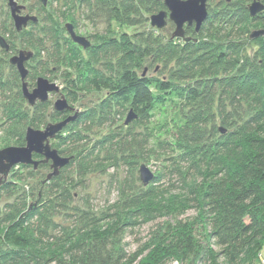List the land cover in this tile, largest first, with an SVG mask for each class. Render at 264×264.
I'll list each match as a JSON object with an SVG mask.
<instances>
[{
    "label": "trees",
    "instance_id": "trees-1",
    "mask_svg": "<svg viewBox=\"0 0 264 264\" xmlns=\"http://www.w3.org/2000/svg\"><path fill=\"white\" fill-rule=\"evenodd\" d=\"M53 1H61L67 10L91 6L96 17H102L103 9L108 7L114 8L113 16L123 7L125 19H130L133 12L142 14L144 8L147 12L165 9L162 0ZM258 1L264 5V0ZM134 2L139 5L133 7ZM53 8L57 12L58 7ZM217 8L208 10L198 31L204 40L167 46L168 43L145 36L148 45L140 51L139 57H144L153 50L167 49V55L174 59L187 53L188 68L180 70L178 75L188 82L185 87H179L178 96L192 102L205 101L208 109L192 111L197 117L189 118L184 113L182 123H175L183 139L169 143L172 169L164 168L170 175H176L179 189L160 197L161 190L153 185L162 179L160 173L137 195L125 199L123 204L113 205L112 212L94 218L82 212L80 220L70 228L63 223L45 224L44 233L50 236H38L42 241L50 239L51 243L40 254L31 249L36 250V245L41 244L33 234L39 227L38 215L43 213L30 206L2 230L0 242L10 248L0 251V264H173L174 261L255 264L259 261L264 246V36L259 37L262 43L250 58L242 53L243 47L236 40L246 36L251 22L264 23V10L251 17L247 6L226 0H221ZM185 31L196 35L191 27H185ZM32 36L38 42L36 46L45 45L47 38ZM9 49L13 50L11 46ZM3 71L0 67V83H5ZM118 75L117 79L94 78L85 82L89 88L105 89L111 97L122 99L140 124H149L153 111L170 100L173 84L139 74L133 68ZM218 111L226 126L233 122L229 130L218 131L215 124ZM60 132L56 139L65 141L72 137ZM188 210H193V214L181 218ZM155 221L146 240L134 251H127L125 235L143 223Z\"/></svg>",
    "mask_w": 264,
    "mask_h": 264
},
{
    "label": "rangeland",
    "instance_id": "rangeland-1",
    "mask_svg": "<svg viewBox=\"0 0 264 264\" xmlns=\"http://www.w3.org/2000/svg\"><path fill=\"white\" fill-rule=\"evenodd\" d=\"M16 1L24 6L22 15L35 16L37 21L34 24L29 21L22 28V34L14 27L7 0H0V34L13 49L6 51L8 53L2 59L5 49L0 47V64H4L0 67L5 72V83H0V150L25 144L28 127L44 129L48 123L61 121L63 115L67 117L76 114L75 119L60 132L71 134L72 137L69 136L65 141L56 138L49 141L51 147L58 150L61 156L70 159L50 181L45 179L47 173L52 171L50 161L46 169H33L32 165L18 164L9 171L6 178L0 174V235L9 222L23 215L30 206L36 207V210L41 209L43 215H38L39 227L35 235L33 234L36 239L39 238L41 244L36 245V250L31 249L40 254L51 243L48 242L50 239H41L50 236L44 233L45 224L63 223L70 228L80 220L82 212L89 217H100L112 212L113 205L123 204L125 199L137 195L141 188H147L149 185L144 186L139 178L141 164L146 165L154 176L163 173L162 179L153 184L161 190L160 197L163 198L168 191L174 193L179 189L176 175H170L168 171L172 169L168 158L172 153L168 148L169 143L183 139L182 134L175 129V123L181 124L185 114L189 118L197 117L198 115L191 114L194 110L208 109L205 101L192 102L178 96L181 95L177 92L179 87H185L188 82L178 75L180 70L188 68L187 53L180 52L179 58L174 59L172 55H167V49H159L156 52L153 50L150 55L139 56L140 51L148 45L147 41L144 42L145 36L168 43L167 46H183L189 40L197 43L199 39L204 40V36L198 32L192 35L184 31L186 39L173 37L175 25L169 19H166L167 23L162 28L151 26L150 16L158 10L147 12L144 8L142 14L133 12L130 19H125L123 7L113 16L116 14L114 8L108 7L105 10L102 6L103 16L96 17L91 6L87 9L72 7L71 11L64 8L61 1L58 3L46 0L45 6L40 0ZM230 1L243 4L247 8L252 2ZM220 2L221 0H207V10H217ZM131 5L136 7L139 3L134 2ZM53 6L58 7L57 12ZM67 23H71L75 33L84 36L90 46L83 48L74 43L66 31ZM192 28L194 29V25ZM260 28H264L263 22H251L248 24L246 36L236 40L243 47L242 53L249 58L262 43L259 38L250 39L249 34ZM32 35L36 39L43 36L47 38L45 45L36 46L38 42L31 38L34 37ZM20 50L32 52V57L25 62L28 69L25 80L30 90L35 87L37 77H44L59 87L44 102L37 101L30 105L22 95L20 75L16 67L9 63L12 52L17 54ZM170 50L168 49L169 52ZM127 68L173 84L170 100L153 111L147 125L140 124L137 119L125 124L129 114L128 105L122 99L111 97L105 89L89 88L85 82L94 78L117 79L118 74ZM220 71L224 73L221 69ZM229 72L232 75L235 73ZM60 98L71 107L62 115H58L59 112L54 109V102ZM225 103L228 107L229 101L226 100ZM217 113L215 124L218 131L229 130L233 122L230 121L226 126L222 122V114L219 111ZM32 158L43 160L38 154H33ZM192 214L193 210H188L181 218ZM155 223L156 221L143 223L133 233H127L124 239L125 249L134 251L146 240ZM9 248L0 242V251ZM260 260L264 261V246ZM259 261L255 264H264Z\"/></svg>",
    "mask_w": 264,
    "mask_h": 264
},
{
    "label": "water",
    "instance_id": "water-1",
    "mask_svg": "<svg viewBox=\"0 0 264 264\" xmlns=\"http://www.w3.org/2000/svg\"><path fill=\"white\" fill-rule=\"evenodd\" d=\"M42 4L46 5V0H40ZM165 6L164 10L158 11L150 16V24L156 28H162L166 25V19L171 20L175 25L173 37L184 38L185 27L194 25V31L198 32L202 23L208 15L207 0H162ZM10 9L11 18L14 27L20 31L23 27L27 26L29 21L36 22L37 17L31 15H22L21 10L24 9L23 5L17 3L16 0H7ZM251 17L264 10V5L258 0H253L248 6ZM66 31L70 39L87 48L90 42L84 37L77 35L71 23L65 24ZM264 36V28L255 29L249 34L250 39H256ZM186 39V38H184ZM0 47L7 50L9 44L0 35ZM32 57V52L20 50L16 55L9 59L11 65L15 66L21 80V91L23 97L30 105H34L37 101L44 102L48 99V95L52 92H57L59 87L54 83L48 81L44 77H37L35 87L31 90L28 88L26 77L28 69L25 62ZM54 109L59 113L68 111L71 107L66 103L63 98L57 99L54 102ZM75 115H69L56 123H48L44 129H34L28 127L25 132V144L22 146H9L0 150V174L6 178L9 171L18 164L32 165L34 168L40 162H51L52 171L47 175V179L56 176L60 168L68 164L69 157L61 156L58 151L51 147L49 141L71 121L75 119ZM135 114L129 111L125 120V124L135 119ZM33 154H38L43 157L42 161L34 160ZM139 178L143 185H148L154 178V174L150 169L141 164L139 166Z\"/></svg>",
    "mask_w": 264,
    "mask_h": 264
},
{
    "label": "flooded vegetation",
    "instance_id": "flooded-vegetation-1",
    "mask_svg": "<svg viewBox=\"0 0 264 264\" xmlns=\"http://www.w3.org/2000/svg\"><path fill=\"white\" fill-rule=\"evenodd\" d=\"M226 1H230V0H226ZM191 28H192V26H191ZM9 47H10V45H9ZM5 51H10V49L8 48L7 50H5ZM13 54H12V56H14V55H16V52H12ZM10 63V62H9ZM13 66V65H12ZM42 164H48V162H45V163H40L39 165H42ZM38 165V166H39ZM49 165V164H48Z\"/></svg>",
    "mask_w": 264,
    "mask_h": 264
},
{
    "label": "built area",
    "instance_id": "built-area-1",
    "mask_svg": "<svg viewBox=\"0 0 264 264\" xmlns=\"http://www.w3.org/2000/svg\"><path fill=\"white\" fill-rule=\"evenodd\" d=\"M173 264H178V262L177 261H174Z\"/></svg>",
    "mask_w": 264,
    "mask_h": 264
}]
</instances>
